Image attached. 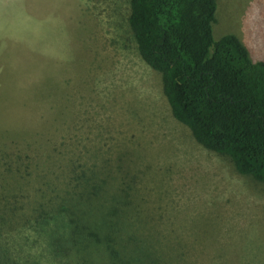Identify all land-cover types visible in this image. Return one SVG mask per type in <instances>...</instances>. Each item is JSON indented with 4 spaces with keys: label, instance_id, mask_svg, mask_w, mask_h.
Segmentation results:
<instances>
[{
    "label": "rangeland",
    "instance_id": "rangeland-1",
    "mask_svg": "<svg viewBox=\"0 0 264 264\" xmlns=\"http://www.w3.org/2000/svg\"><path fill=\"white\" fill-rule=\"evenodd\" d=\"M217 4L215 39L264 61V0ZM129 16L130 0H0L4 263L264 264V183L174 119ZM91 171L116 197L56 256L39 210Z\"/></svg>",
    "mask_w": 264,
    "mask_h": 264
},
{
    "label": "trees",
    "instance_id": "trees-1",
    "mask_svg": "<svg viewBox=\"0 0 264 264\" xmlns=\"http://www.w3.org/2000/svg\"><path fill=\"white\" fill-rule=\"evenodd\" d=\"M217 8V0H130L128 23L139 56L161 76L174 119L240 175L264 183V61H253L234 34L215 39ZM91 172L70 182L54 208L37 209L56 256H70L75 235L95 227L102 204L116 197L109 176L98 181Z\"/></svg>",
    "mask_w": 264,
    "mask_h": 264
}]
</instances>
